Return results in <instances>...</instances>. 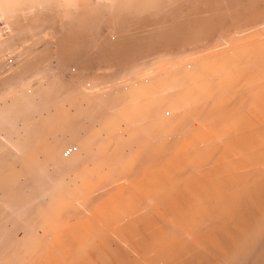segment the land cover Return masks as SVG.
Masks as SVG:
<instances>
[{
	"label": "bare ground",
	"instance_id": "1",
	"mask_svg": "<svg viewBox=\"0 0 264 264\" xmlns=\"http://www.w3.org/2000/svg\"><path fill=\"white\" fill-rule=\"evenodd\" d=\"M0 24V264H264V0Z\"/></svg>",
	"mask_w": 264,
	"mask_h": 264
},
{
	"label": "built area",
	"instance_id": "2",
	"mask_svg": "<svg viewBox=\"0 0 264 264\" xmlns=\"http://www.w3.org/2000/svg\"><path fill=\"white\" fill-rule=\"evenodd\" d=\"M73 148V146H67V148L64 149L63 153L67 154L69 151H71Z\"/></svg>",
	"mask_w": 264,
	"mask_h": 264
},
{
	"label": "rangeland",
	"instance_id": "3",
	"mask_svg": "<svg viewBox=\"0 0 264 264\" xmlns=\"http://www.w3.org/2000/svg\"><path fill=\"white\" fill-rule=\"evenodd\" d=\"M0 27H2L1 24H0ZM0 32L3 33L4 31L1 30ZM102 63H104V62L101 61V64H102ZM104 65H107V64H104ZM71 144H74V143L71 142ZM63 154H64V153H63Z\"/></svg>",
	"mask_w": 264,
	"mask_h": 264
}]
</instances>
